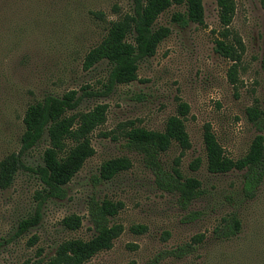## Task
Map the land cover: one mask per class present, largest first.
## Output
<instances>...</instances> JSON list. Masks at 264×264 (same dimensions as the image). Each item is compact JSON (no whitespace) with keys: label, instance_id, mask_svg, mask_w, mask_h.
Here are the masks:
<instances>
[{"label":"rangeland","instance_id":"374dc122","mask_svg":"<svg viewBox=\"0 0 264 264\" xmlns=\"http://www.w3.org/2000/svg\"><path fill=\"white\" fill-rule=\"evenodd\" d=\"M233 1L229 30L242 48L236 83L226 78L230 62L213 52L220 29L213 0H202L201 25L179 29L172 24L170 16L179 7L161 13L154 26L167 27L169 34L153 56L137 63L136 79L106 96H83L73 111L106 106L104 123L89 136L93 155L65 186V198L46 201L38 225L14 237L17 223L33 214L40 184L31 173L18 171L11 185L0 189V264H35L62 241L91 238L89 199L120 202L110 222L122 231L110 249L83 264H264V178L245 199L241 171L206 172L201 141L207 123L224 155L235 160L259 134L245 109L264 99V12L257 0ZM130 12L131 0H0V160L18 151L28 105L70 90L76 96L104 91L108 64L83 71L82 59L104 36L108 22ZM179 101L188 106L184 127L190 147L181 153L172 143L157 160L163 174L175 168L199 182V196L186 206L177 193L156 186L154 172L123 137L132 127L162 131ZM260 134L264 140V127ZM46 146L44 136L22 156L24 165L39 164ZM119 157L129 161V168L99 181L100 166ZM70 215L81 218L77 230L61 226ZM231 216L240 232L228 240L214 238L213 230ZM137 227L143 230L135 232ZM197 235L199 243L193 241ZM179 249L182 255H176Z\"/></svg>","mask_w":264,"mask_h":264},{"label":"trees","instance_id":"16d2710c","mask_svg":"<svg viewBox=\"0 0 264 264\" xmlns=\"http://www.w3.org/2000/svg\"><path fill=\"white\" fill-rule=\"evenodd\" d=\"M264 12V0H257ZM217 21L220 27L213 40V52L228 60L230 66L226 78L231 85L237 81L236 72L241 56V43L229 30L234 14L233 0H213ZM171 6L181 11L170 16V22L179 29L189 25H201L203 21L202 0H131V12L108 22L101 40L84 55L81 69L87 71L99 62L105 61L109 70L104 91L91 93L83 90L76 96L73 90L61 96L47 95L39 102L26 107L21 123L22 134L17 152H12L0 160V189L11 185L18 171L31 173L39 182L40 189L34 194L36 201L33 214L17 223L14 237H19L34 228L41 219V209L46 201L65 198V186L80 170L86 159L93 155L90 133L105 120V105H96L85 112H74L83 96H106L116 85H125L136 79L137 63L154 55L158 44L169 34L167 27H155L158 16ZM96 16L102 17L101 14ZM188 106L178 102L176 113L168 117L162 131H151L132 127L125 131V146L140 154L144 163L154 172L156 186L166 192L177 193L183 206L196 199L200 184L194 178H183L175 169L171 174H163L158 163V155L164 153L174 143L182 153L190 147L184 127ZM247 121L257 134L251 141L247 152L240 158H227L214 138L209 124L202 126L201 141L205 157V170L212 175L226 174L232 170L242 172L241 194L251 199L264 178V140L260 134L264 127V99L260 105L254 104L245 109ZM45 136L47 146L41 155V162L28 167L22 156L34 148ZM129 161L124 157L114 158L99 168L98 180L108 181L118 172L127 170ZM198 167V160L191 168ZM122 208L120 202L106 199L87 202V221L92 230L87 240L69 239L60 242L52 255L41 258L35 264H83L95 254L111 248L112 242L120 235V225L112 224ZM81 218L75 215L64 217L61 226L69 231L77 230ZM141 232L142 227L133 229ZM240 232L238 220L231 216L213 230L214 238L228 240ZM34 238L31 242H34ZM202 240L201 235L193 238L195 243ZM189 248V247H187ZM176 255H182L179 249ZM174 254V253H173Z\"/></svg>","mask_w":264,"mask_h":264}]
</instances>
